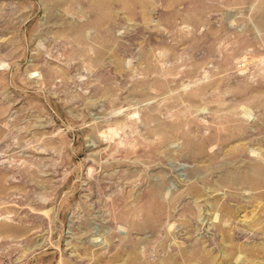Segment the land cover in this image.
<instances>
[{"label":"rangeland","instance_id":"obj_1","mask_svg":"<svg viewBox=\"0 0 264 264\" xmlns=\"http://www.w3.org/2000/svg\"><path fill=\"white\" fill-rule=\"evenodd\" d=\"M0 264H264V0H0Z\"/></svg>","mask_w":264,"mask_h":264}]
</instances>
